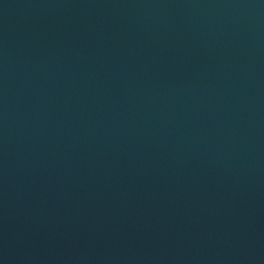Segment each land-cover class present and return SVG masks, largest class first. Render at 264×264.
<instances>
[{
    "label": "water",
    "instance_id": "water-1",
    "mask_svg": "<svg viewBox=\"0 0 264 264\" xmlns=\"http://www.w3.org/2000/svg\"><path fill=\"white\" fill-rule=\"evenodd\" d=\"M0 264H264V0H0Z\"/></svg>",
    "mask_w": 264,
    "mask_h": 264
}]
</instances>
